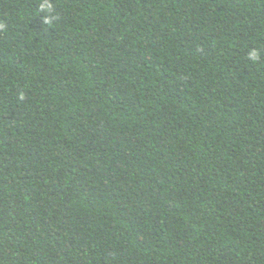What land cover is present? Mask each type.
Returning a JSON list of instances; mask_svg holds the SVG:
<instances>
[{"label":"trees","instance_id":"1","mask_svg":"<svg viewBox=\"0 0 264 264\" xmlns=\"http://www.w3.org/2000/svg\"><path fill=\"white\" fill-rule=\"evenodd\" d=\"M43 2L0 0V264H264V0Z\"/></svg>","mask_w":264,"mask_h":264},{"label":"clouds","instance_id":"2","mask_svg":"<svg viewBox=\"0 0 264 264\" xmlns=\"http://www.w3.org/2000/svg\"><path fill=\"white\" fill-rule=\"evenodd\" d=\"M52 10V5L48 2V0H44L40 5V11L45 13H50ZM54 17L46 16L45 23L51 24ZM260 58V53L256 49H250L248 52V59L252 62H256Z\"/></svg>","mask_w":264,"mask_h":264}]
</instances>
